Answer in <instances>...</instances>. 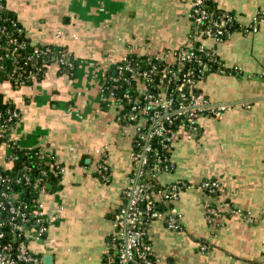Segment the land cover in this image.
<instances>
[{"label":"crops","instance_id":"crops-1","mask_svg":"<svg viewBox=\"0 0 264 264\" xmlns=\"http://www.w3.org/2000/svg\"><path fill=\"white\" fill-rule=\"evenodd\" d=\"M5 2L34 42L66 46L77 60L73 77L52 64L39 82L21 87L0 82V101L21 112L13 137L25 148H44L65 165L61 186L41 197L54 225L46 244L32 247L54 255L53 264H106L132 169L133 129L121 127L115 108L104 103L102 84L127 56L153 54L171 61L168 52L188 41L194 0ZM217 2L246 24L264 12V0ZM204 44L243 75L213 72L198 82L213 102L228 108L200 121L196 142L174 143L176 167L159 180L215 178L225 192L215 198L197 189L183 191L175 202L183 230H170L161 219L152 222L156 264H264V21L254 33L236 32L224 42ZM9 152L0 145V166L9 165ZM104 152L111 168L108 183L96 175ZM222 200L251 213L255 222L236 213L208 222L207 208ZM203 243L209 244L207 251L201 250Z\"/></svg>","mask_w":264,"mask_h":264},{"label":"built area","instance_id":"built-area-1","mask_svg":"<svg viewBox=\"0 0 264 264\" xmlns=\"http://www.w3.org/2000/svg\"><path fill=\"white\" fill-rule=\"evenodd\" d=\"M204 1L194 0L190 12L188 41L180 48L168 52V55H172L171 61L153 54H134L147 56L144 64H131L127 56L116 63L115 75L110 77V85L104 78L102 91L105 104L115 108L116 119L121 127L133 129L132 169L129 184L124 190V202L116 212V229L105 254L106 264H156L158 258L152 256L154 251L152 244L148 242L152 222L161 219L168 229L183 230L182 215L175 206L183 191L192 188L202 192L218 191L221 195L225 192L217 179L204 178L198 182L177 180L169 184H162L159 180L160 175L172 172L176 167L172 160L174 143L179 138L196 142L202 129L200 121L205 117L219 116L228 108L226 104L213 102L203 92L195 91L210 66L193 49L198 46L200 51L206 52L209 59L214 61L218 55L216 49L208 48L204 42H224V35L227 33V30L219 27L217 21L201 27L208 17V11L202 7ZM3 7L0 4V11ZM227 17L228 22L234 18ZM1 18L0 13V20ZM252 20L253 30L247 29L245 33L256 32L264 18L257 14ZM11 23L16 25L14 19ZM0 35V38L5 37L7 44L17 42L15 37L10 39L4 36H8L9 32L1 25ZM35 53L38 55L45 51L36 50ZM32 58L33 55L28 56V60ZM153 58L164 61L166 65L159 67L153 63ZM52 64H56L59 69L60 65L65 64V60L61 56L57 62L47 63L46 66L49 68ZM69 66L72 67V64L69 63ZM235 68L238 73L243 72ZM219 73L226 74V71L221 69ZM156 74L158 81L155 80ZM20 115L19 110L12 108H8L5 114L0 113V137L5 136L4 128L10 129L7 141L0 143L10 150L7 156L9 165L0 166V264H46L44 256L47 253L36 252L32 246L45 242L54 220L44 214V203L41 200L44 194L50 192L43 183L45 171L36 177L29 164H24L23 169H14V148H25L13 137L17 122L14 125L12 122ZM177 119L180 121L175 128H171ZM156 138L159 140H155ZM157 146L168 154L161 155L156 151ZM35 148L38 150L35 155L40 159V164L50 166L53 171L57 168L64 173L65 165L58 157L42 147ZM108 167L104 152L96 171H107ZM154 179L162 185L160 189L154 188ZM155 202H162L167 208L156 210L153 208ZM224 213L240 214L246 222H255L251 213L244 212L227 200H222L216 207H208L206 219L214 223ZM208 248V243L201 245L202 251H207Z\"/></svg>","mask_w":264,"mask_h":264},{"label":"trees","instance_id":"trees-1","mask_svg":"<svg viewBox=\"0 0 264 264\" xmlns=\"http://www.w3.org/2000/svg\"><path fill=\"white\" fill-rule=\"evenodd\" d=\"M0 4L4 6L0 11L2 15V18L0 20V25L3 26L7 32H9L8 36L7 35L4 36L10 39L12 37H15L17 39L16 43L11 42L7 44L5 37L0 38V82L9 81L15 87H21L24 85H29L35 82H39L44 79L48 71V66H46V64L48 63L49 65V63L57 62L61 56H63L65 60V64L60 65L58 72L61 74H66L69 77H73L75 75L77 60L74 57L73 52L69 50V48H67L66 46H57L55 44H43V43L34 42L31 39V37L28 36L27 30L18 20L16 15L8 9L5 0H0ZM202 7L208 11V17L201 24V27L204 28L207 25H210L213 22L217 21L221 29L227 30V33L224 35L225 40L229 39L231 35L236 32L245 33L247 29H249V31L253 30V20L248 24L241 22L234 11L220 8L217 0H205ZM227 16H234V18L232 19L231 22H228ZM258 16L264 18V13L259 12ZM13 19L15 20L16 25H13L11 23V20ZM18 28H20L21 30L19 31ZM36 50H40V51L44 50L45 53H39L38 55H36L35 53ZM193 50H195L196 53L199 54L203 62L209 63L210 69L204 73L205 75L203 80L210 73L213 72L219 73L221 69H224V71H226V74H233L238 76L243 75V72L238 73L235 67L230 68L225 66L219 55L215 57L214 61L213 60L211 61L207 56L206 52L200 51L198 49V46H196ZM29 55H33L32 60H28ZM146 57L147 56L130 55L128 61L134 65L144 64L143 62ZM152 61L159 67L166 65L164 61L159 60L157 58H153ZM69 63L72 64V67L69 66ZM114 75H115L114 70L106 75V80L108 81L109 85L111 84L110 77ZM155 80L158 81V74L155 75ZM195 91L202 92L198 87H195ZM8 108L19 110L12 102L0 101L1 114H5ZM20 117L16 118L12 122V125L18 122ZM179 121L180 120L177 119L171 128H175L176 124ZM3 133L5 134L4 136L5 138L0 137V143H2L3 141H7V137H9L10 135V129L4 128ZM201 133H202V129L199 136L201 135ZM137 139L138 137H136V140ZM155 140H159V138H156ZM37 151L38 150L36 148L26 149V148L15 147L14 153L16 155V159H15L16 162L14 169L20 170L21 168L23 169L24 164H29L32 167L31 172H33L34 176L36 177H39L42 171H45L46 175L43 178V183L45 184L46 189L50 193H52L61 186L60 180L62 173L57 168L55 169V171H53L51 170L50 166L40 164V159L37 157V155H35ZM156 151L160 152L161 155H164L165 153L168 154L167 151L162 150V148L160 149L159 146H157ZM96 175L101 179L102 182L104 183L110 182L111 181L110 166L108 167L107 171H103V170L97 171ZM105 176L107 177L105 178ZM211 179H215V178H211ZM152 182L154 183L155 189H160L162 187V185L157 181V179L152 180ZM205 193H208L209 195H212L215 198H219L221 196V192L218 191L209 192V190H206ZM211 207H216V206L215 205L209 206V208ZM153 208L162 211L166 209L167 206L162 202H157V203L155 202L153 204ZM230 215H232V213H226L224 216H230ZM148 242L152 244L151 239H149ZM153 255L156 256L155 253H153L152 256Z\"/></svg>","mask_w":264,"mask_h":264},{"label":"water","instance_id":"water-1","mask_svg":"<svg viewBox=\"0 0 264 264\" xmlns=\"http://www.w3.org/2000/svg\"><path fill=\"white\" fill-rule=\"evenodd\" d=\"M44 261L46 264H53L54 263V255L47 254L46 256H44Z\"/></svg>","mask_w":264,"mask_h":264},{"label":"rangeland","instance_id":"rangeland-1","mask_svg":"<svg viewBox=\"0 0 264 264\" xmlns=\"http://www.w3.org/2000/svg\"><path fill=\"white\" fill-rule=\"evenodd\" d=\"M51 225L53 226L54 225V223L52 224L51 223ZM53 228V227H52ZM58 231H60V230H58ZM46 242H47V240H45ZM46 242H43V243H38L39 245H44V243L46 244ZM50 249H54V248H50ZM51 251V250H50ZM54 251V250H53ZM52 252V251H51ZM53 253V252H52ZM55 253V252H54Z\"/></svg>","mask_w":264,"mask_h":264}]
</instances>
